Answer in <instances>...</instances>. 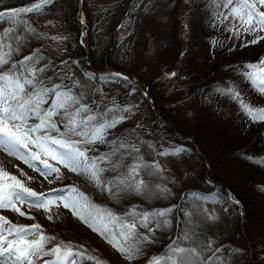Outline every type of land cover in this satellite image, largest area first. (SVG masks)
Listing matches in <instances>:
<instances>
[{"label": "rangeland", "instance_id": "obj_1", "mask_svg": "<svg viewBox=\"0 0 264 264\" xmlns=\"http://www.w3.org/2000/svg\"><path fill=\"white\" fill-rule=\"evenodd\" d=\"M33 1L35 0H0V10L19 9L22 6H29ZM206 3L221 5L223 0H215V2L214 0H85L84 14L85 23L89 27L90 57L96 68H100L102 63H105L109 67L132 72L141 81L146 82L150 97L161 114L176 123L179 130L194 136L202 154L209 163L210 177L223 183L244 202L246 212L240 222V227L249 243V251L246 250L243 239L236 231L239 219L238 211L227 204L219 192L213 191L214 196L209 201L196 199V197H200L196 195L197 191L195 194H187L182 202V208L175 209L173 203L178 201L177 198L184 189L201 186L200 175L204 169L202 162L188 144L179 146L181 144L177 140H169L171 132L162 126L152 116V112L142 104L136 88L112 75H94L87 71L83 63L82 49L73 38L74 32H78L74 22L75 0H54L52 4L43 9L42 13L24 16L41 34V37L28 36L26 44L21 47L19 55L16 56H26L43 46L46 48L47 45L51 46L47 49L58 53L61 58L54 67H49L46 75L54 83H65L72 87L75 94L83 93V103L92 107L98 106L99 109H117L114 114L123 115L126 119L116 128L110 130L108 139L129 138L140 147V152L137 155L149 164L158 163L161 173L156 176L142 174V178L148 182L151 191H146L143 194L130 192L115 198L108 192H102L93 186L83 176L76 175L59 165L55 166L60 167V178L56 179V174H53L45 179L38 170H33L22 161L0 151V168L7 172L17 171L21 168L28 173L30 171L32 175L34 174L33 177L37 183L40 184V188L36 192L44 193L48 198L67 195L69 187L56 188L61 183L68 182L79 188L95 205L98 203L101 208L109 209L114 213L120 211L121 215L132 208L146 211L171 208L172 211L168 217L171 222L170 226L155 231L153 242L147 243L143 247L147 254L153 256L161 254L162 256L177 236L182 234L185 224L189 220L185 214L193 213L191 220L197 225L198 235L203 240L211 239L214 247L220 248L218 264H250L249 257L251 264H264V160L262 161L263 166L257 169L249 165V162L235 156L237 152L242 154L245 152L251 156L260 153L259 155L264 157V152H262L264 150V145H262L264 122H253L246 131V135L249 136L245 140L246 144H243L242 148L238 147L242 142H238L241 136L238 133L229 132L233 129H231L230 123L226 122L229 120V108L211 109L210 112L214 113L213 118L210 117L211 114L209 116L207 112L201 111L197 106L191 108L189 102L192 98L196 97V104L200 100L202 103H209V95L206 93L207 97H199L198 90L201 87L199 82L194 91L188 88L190 80H185L186 76L181 83L179 80L173 79L176 76H181L178 75L183 73V67L177 64L178 58L171 55L184 49L183 42L187 39V33L200 34L199 27L204 19L203 12H205ZM259 10L264 11V8ZM226 11L223 7L220 9V13ZM188 18H190V29L185 33V38L178 41L168 35L170 24H174L178 31L184 24L186 25ZM212 18L213 16L210 17L213 23ZM215 21H217L216 18ZM233 23L236 22L231 19L224 24L218 21L216 27L221 26V30H218L221 33H217V28L214 25L209 34V36L212 35V42L214 38L218 42L219 36H223L228 40L233 38L240 43L241 47L246 46L245 48L250 49H247L246 52H235L227 59V55L215 57L214 49L210 50L212 48L210 44H208L209 51H204V55L206 54L204 56L201 52L204 49L203 45H198L197 49L200 52H197L200 54L198 58L201 55L204 56L200 60L198 79H203V76L206 75L207 82L208 77H220L223 73L228 76V68H231L233 64L231 61L229 62L231 65H227L224 70L222 68L213 74L210 71L216 63L228 64V60H231L232 56L235 60L234 71L242 62H246L242 65L244 70L246 64H257L261 58H264V39H260L255 44L251 43L257 36H264V32L246 34L241 31L234 35L233 31L229 30ZM9 26L7 23L3 28ZM17 30L23 33L22 26ZM137 31H139V39H136ZM182 31L184 30L181 29L180 32ZM52 36H60L65 39L54 42L50 39ZM76 37L78 40V33ZM170 64L177 65L175 68L178 74L176 75L175 72L172 77H168V73L166 74ZM74 83L76 86H73ZM237 83L238 76L235 77V84ZM235 91H240L239 84ZM259 100L264 104V95H260ZM125 108H130L131 112L121 111ZM221 140L226 141L221 142ZM227 141L237 145L234 146L238 147L233 152L234 154H228L225 149H220L221 144L226 145ZM97 148V152L89 153V155H98L109 150L106 145H97ZM176 149H182V151L175 155H157L158 152L173 153ZM52 163L55 164V162ZM126 163L131 164L133 161L128 158ZM105 175L111 178L113 173L108 172ZM157 186L166 188L168 191L161 192L159 195ZM174 189H179L180 193L175 194ZM208 192L209 190H206V193ZM132 204L133 206H130ZM137 205L140 206L137 207ZM18 207L25 214L30 210L26 205H18ZM51 207L71 213L62 205ZM143 207L145 209H142ZM0 211L11 210L0 209ZM209 215H214L215 219H209ZM23 218L25 219L26 216ZM66 222L64 223L71 224L70 220ZM88 229L91 234L84 235L86 237L84 242L86 241L94 247L104 245L105 239L89 227ZM75 230L77 235L78 232H81L79 229L73 231ZM106 246L110 252L114 250L109 243ZM183 246H187V244L185 243ZM108 258L112 259V256L110 255ZM112 261L119 264L117 256ZM121 262L129 264V261L122 255ZM131 264H145V259L143 256H138Z\"/></svg>", "mask_w": 264, "mask_h": 264}, {"label": "snow or ice", "instance_id": "obj_2", "mask_svg": "<svg viewBox=\"0 0 264 264\" xmlns=\"http://www.w3.org/2000/svg\"><path fill=\"white\" fill-rule=\"evenodd\" d=\"M53 2L38 0L27 7L0 11V23L10 25L0 29V151L38 170L45 179L53 174L59 179L60 167L55 165L62 166L115 198L130 192L143 194L151 191L142 174L159 175L160 165L145 162L137 155L140 147L129 138L108 139L110 130L122 123L125 116L115 115V108L99 109L98 106L83 103V93L75 94L72 87L65 83H54L46 75L49 65H41L43 57L37 51L19 60L14 59L26 44L28 36L41 37L23 17L29 13L40 14ZM218 6L227 11L217 13L216 19L221 24L230 19L236 22L229 29L234 35L241 31L246 34L264 32V11L259 10L264 8V0H223V4ZM21 26L23 33L17 30ZM50 39L59 42L65 38L52 36ZM260 39L264 36H257L251 43H258ZM245 68L249 70L244 73L246 79L264 94V58L257 64H246ZM73 86H76L75 83ZM218 91L237 101L241 111L252 122H264V109L245 103L239 92L232 88ZM121 111L131 112V109ZM97 145H106L109 150L89 155L98 151ZM180 151L182 149L173 153L158 152L157 155H175ZM128 158L133 163H126ZM108 172L113 173L111 178L104 176ZM157 187L161 192L168 191ZM196 199L207 200V197ZM24 204L45 212H50V206L62 205L105 239L129 264L142 254L145 244L153 242L157 229L167 228L171 223L168 219L171 208L152 211L132 208L119 215L95 205L75 186L67 189V195L48 198L0 168V209H10L25 217L26 214L18 207ZM185 215L189 220L182 234L162 256L152 257L149 264H218L220 248L214 247L211 239L203 240L198 235L197 225L191 220L193 213ZM208 218L215 219V216L209 215ZM5 225L8 221L0 217V264H36L43 257L52 258L43 260V264H79L84 260L105 264L70 243L59 242L52 248H46L54 237L39 231L41 226L38 224L7 228ZM4 231H7V236L3 235ZM27 236L34 239L28 240ZM185 243L187 246H183Z\"/></svg>", "mask_w": 264, "mask_h": 264}, {"label": "trees", "instance_id": "obj_3", "mask_svg": "<svg viewBox=\"0 0 264 264\" xmlns=\"http://www.w3.org/2000/svg\"><path fill=\"white\" fill-rule=\"evenodd\" d=\"M221 8L222 6H218V4L216 5L215 3H213V5L210 3L205 4V9H204L205 12H203L204 19L199 27V31H200L199 35L198 34L192 35V33H187V30L190 29L189 27L190 18L186 19V25L184 24L183 27L180 28L178 31H176L174 24L169 25L168 35H171L173 38L178 39V41L185 38V33H187V39L186 41L184 40L183 42L184 49L181 52H178V53L176 52L174 54L172 53L171 55L172 57L174 55V58H178L177 64L183 67V73L178 75V76L180 75L181 76L180 77L176 76L173 79H177L181 83L186 76L185 80H188V79L190 80L187 86L188 88L194 91L195 87L198 85V82H199L201 83V87L198 90L199 97H204V96L207 97L206 93L209 95V98H210L209 103H202L200 100V102L196 104L195 103L196 97L192 98L189 102V105L191 108L197 106L199 107V109H201V111L207 112L209 116L211 114L210 117L213 118L212 115L214 113L210 112L211 109H218V108L224 109L225 107H228L229 108V112H228L229 120H227L226 122H229L231 129H233L229 132L238 133L241 136L238 142H241V141L242 142L239 143L240 145L238 147L242 148L243 144H246L245 140L249 138V136L246 135L247 133L246 131L252 125V121L241 111L237 101L231 99L230 96L218 91V89H223L226 91L227 89L232 88L235 90L237 85L239 84L240 86L239 93L241 94V97L243 98L245 103L249 104L251 107L256 108V109L263 107L264 106L263 102L259 100V97L262 94L258 93L256 91V88H254L244 76V73L247 72V70L245 66L243 70L242 65H244L246 62L240 63L236 71H234L235 60L233 59V56H232V59L228 60V64L216 63L214 65V68L210 71L213 74V72L220 70L222 68L224 70L225 67L229 65L230 64L229 62L231 61L233 64L231 68L230 67L228 68V76H226L225 73H223V75L220 77L219 76L214 77V78L208 77L207 82L205 79L206 75L203 76V79L201 78L198 79V76H197L199 66H200V60L206 55V54L204 55V51H207V52L209 51L208 44L212 45V48L210 50L213 51L214 49L215 57H217V55H227L226 57L227 59L229 55L235 52H241V51L246 52L247 49H250V48H245L246 46L241 47L240 43L235 41L233 38L228 40V38L225 39L223 36H219L218 42L216 38H214V41L212 42L213 40L212 35L209 36V34L211 33L210 32L211 28H213L214 25L216 27V24L218 25V20L215 21V18H216L217 13H220ZM30 14L33 15V13H29V14H26L25 16L28 17L30 16ZM212 16H213L212 19L215 22V24L214 22L212 23L210 19V17ZM26 17H24V19ZM200 17H201V14H200ZM6 24L7 23H0V29H4L3 27ZM181 29H183L184 31L180 32ZM218 30H221V26L217 28V31ZM217 33H221V32L218 31ZM76 34L77 32L75 31L74 36H73L74 39L76 38ZM208 36H209V39L207 40ZM136 39H139V31H137L136 33ZM204 43H205V47H204ZM198 45H203V48H204L203 50H201L204 56L201 55L200 58H198L200 56V54H198L200 52H198V49H197L199 47ZM206 45H207V50H206ZM50 47L51 46L48 45L47 48H50ZM47 48L46 46H43L41 49H36L35 51L40 53L43 57L41 61V65L48 64L49 67H54L55 63H57L61 57L58 53H53L52 51H49ZM22 57L23 55L16 56L14 57V59L19 60ZM193 66H194V70H193ZM175 67H177V65L172 66L170 64L168 66L167 71H166V74L168 73L167 75L168 77H172L171 74L176 72ZM186 73L187 75H184ZM177 74L178 73L176 72V75ZM236 76H238L237 84H235ZM202 80H204L205 82L204 85H203L204 82H201ZM190 94H191V91H190ZM224 141L226 140H221V142H224ZM235 145L236 144H233V143L230 144L227 141L226 145L221 144V147L220 146L219 147L220 149H225V151L228 152V154H231L235 152V150L238 148V147H234ZM262 145H264V141ZM262 152H264V150ZM259 154L260 153H255L256 156H251V155L246 154L245 152H243V154L237 152L235 156L241 160H245L249 162V165L254 166L257 169H260V167L263 166L262 161L264 160V157L260 156ZM9 173L11 175L16 176L17 179H19L22 183H24L26 187L32 190L36 191L40 186V184L37 183L33 175L31 173L24 171V169H17V171L13 170V171H10ZM104 176L106 177L105 174ZM64 184H67V183L64 182ZM61 213H62L61 211L54 209V208H50V212H45L40 209L31 208L28 211V213H26L27 215L26 217H31V218H25V219L22 217L15 218L9 215H7L8 217H6L2 214H0V217L8 221V225H5L6 228L9 226L30 227L32 225H37V224L40 225L41 228L39 231H41L44 235L48 237H54V240L48 243L46 245V248H52L59 242H63L65 244L70 243L71 245L76 246L79 250L86 251L89 255L95 256L98 259L104 261L105 264H117V263H113L112 261L115 256L119 258V264H123L121 263V260H120L119 255L117 254V251L112 250V252H110V250L106 249L108 248V246L103 245V244L99 247H94L90 243L86 241L84 242V240L86 239L84 235L88 236V234H91L87 225H85L79 219L75 218L73 215H66L64 213L63 214ZM119 215H121V213ZM49 216H51V219H49ZM68 220L71 221V224H66L67 223L66 221ZM74 229H79L81 230V232H78V235H77L76 230L73 231ZM8 238L12 239L14 237H8ZM26 239L31 240V239H34V237L27 236ZM110 255L112 256V259L108 258ZM139 256H143V258L145 259V264H149V260L152 257H155L152 254H147V251L144 249L142 251V254ZM157 256H161V254H158ZM50 259L52 258L43 257V260H50ZM43 260L36 261V264H43ZM79 264H92V262L84 260V261H80Z\"/></svg>", "mask_w": 264, "mask_h": 264}, {"label": "water", "instance_id": "obj_4", "mask_svg": "<svg viewBox=\"0 0 264 264\" xmlns=\"http://www.w3.org/2000/svg\"><path fill=\"white\" fill-rule=\"evenodd\" d=\"M82 7H83V0H77L76 23H77V25H78V27L80 29L81 47H82L83 52H84V62L86 64L87 68L91 72H93L94 74H100V73L107 72V73L116 74V75H119V76H122V77H127V80H129L140 91L142 99L150 107V109L152 110V112L155 115V117L157 119H159L165 125L170 126L172 128V130H173L175 135H177L180 138L189 140L191 142V144L193 145V147L196 150L197 155L199 157H201L202 162H203L204 167H205V169L203 170V172L201 174V178H202L203 182L205 184L209 185V186H212V187L220 190L221 193H223V195H224L225 199L227 200V202L232 203V199L230 198L229 195H233V196H235V195L233 193H231V191H229L225 187V185L223 183H220L219 181L213 180V179H211L209 177V175H208L209 164H208L207 160L202 156L200 151L198 150L197 144L194 141L193 137L191 135H188V134H185V133H182V132L178 131L176 126L173 123H171L170 121L165 120V119L162 118V116L160 115L159 111L155 108L154 104L148 98V94L146 93V90H145V83L137 80L133 76L125 74L122 71L115 70V69H112V68L107 67V66H103L100 70H98V69H96L94 67L92 61L89 58V51H88V48H87V40L88 39H87V35H86V32H87L86 30L87 29H84V25H83L82 18H81ZM245 212H246V210L244 208L243 209L241 208L239 210V220L237 222V228L236 229H237L238 234L243 238L246 248L249 249L246 237L244 236V234H243V232L241 230V227H240V222H241Z\"/></svg>", "mask_w": 264, "mask_h": 264}, {"label": "bare ground", "instance_id": "obj_5", "mask_svg": "<svg viewBox=\"0 0 264 264\" xmlns=\"http://www.w3.org/2000/svg\"><path fill=\"white\" fill-rule=\"evenodd\" d=\"M193 150V149H192ZM195 153V152H194Z\"/></svg>", "mask_w": 264, "mask_h": 264}]
</instances>
